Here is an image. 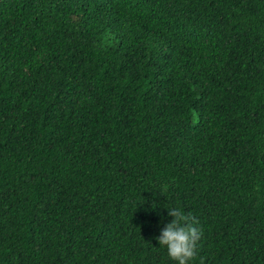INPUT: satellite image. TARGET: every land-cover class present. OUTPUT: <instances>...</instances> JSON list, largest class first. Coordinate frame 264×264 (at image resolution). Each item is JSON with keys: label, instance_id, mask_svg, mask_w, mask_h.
I'll list each match as a JSON object with an SVG mask.
<instances>
[{"label": "trees", "instance_id": "trees-1", "mask_svg": "<svg viewBox=\"0 0 264 264\" xmlns=\"http://www.w3.org/2000/svg\"><path fill=\"white\" fill-rule=\"evenodd\" d=\"M264 264V0H0V264Z\"/></svg>", "mask_w": 264, "mask_h": 264}, {"label": "clouds", "instance_id": "clouds-1", "mask_svg": "<svg viewBox=\"0 0 264 264\" xmlns=\"http://www.w3.org/2000/svg\"><path fill=\"white\" fill-rule=\"evenodd\" d=\"M168 215L174 217L155 237L161 247L167 249L171 260L177 264H190L198 254V242L203 235L197 227L198 221L180 208H169Z\"/></svg>", "mask_w": 264, "mask_h": 264}]
</instances>
